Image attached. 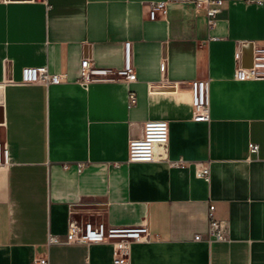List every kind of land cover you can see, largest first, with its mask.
Returning a JSON list of instances; mask_svg holds the SVG:
<instances>
[{
  "label": "crops",
  "instance_id": "1",
  "mask_svg": "<svg viewBox=\"0 0 264 264\" xmlns=\"http://www.w3.org/2000/svg\"><path fill=\"white\" fill-rule=\"evenodd\" d=\"M151 1L166 2L155 19ZM127 41L134 82L83 83L84 58L122 68ZM252 42L264 44V0H223L212 27L194 0H0V264H116V238L48 244L72 215L147 226L122 264H264V78L235 77ZM25 66L65 79L19 83ZM195 80L209 82L207 120L191 117ZM152 119L169 123L164 158L129 161Z\"/></svg>",
  "mask_w": 264,
  "mask_h": 264
},
{
  "label": "built area",
  "instance_id": "2",
  "mask_svg": "<svg viewBox=\"0 0 264 264\" xmlns=\"http://www.w3.org/2000/svg\"><path fill=\"white\" fill-rule=\"evenodd\" d=\"M10 1V0H4ZM197 7H204L209 25L216 24L217 16L222 10L223 0H194ZM149 18L155 19L159 12H165V1H151L147 3ZM252 64L243 66L239 64L235 70L237 79L264 78V44L252 42ZM81 74L83 83L96 79L115 80L122 78L125 82L131 83L137 79L135 66L131 59V43H125V62L122 68L96 67L90 58L82 61ZM65 75L51 72L47 66H25L22 70V79L19 83L23 84H58L63 82ZM13 81V80H11ZM14 82V81H13ZM209 82L207 80H195L191 84V117L196 120H207L209 118ZM130 103L135 101L134 91L129 92ZM169 142V123L163 119L147 120L143 126V132L139 137L130 140L129 161L151 162L164 158L165 150ZM252 152H257L258 144H250ZM171 166H184L186 161L183 159L169 160ZM9 164V149L6 143L0 141V167ZM82 164H78L81 170ZM210 169L208 165L198 167L197 175L209 178ZM214 206L209 208L212 233L218 238L223 239L224 235L219 230L218 221L214 218ZM149 228L147 226H126L104 228L102 224L94 225L92 222L82 223L72 215L68 231L65 236L49 234L48 244H71V243H97L108 241L110 238L118 239L115 241L116 257L115 263L122 264L128 257L130 245L134 241L147 240ZM36 264H49L48 256L35 258Z\"/></svg>",
  "mask_w": 264,
  "mask_h": 264
}]
</instances>
